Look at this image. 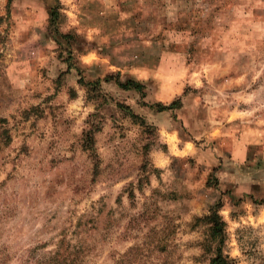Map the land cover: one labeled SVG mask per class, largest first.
Masks as SVG:
<instances>
[{
    "label": "rangeland",
    "instance_id": "rangeland-1",
    "mask_svg": "<svg viewBox=\"0 0 264 264\" xmlns=\"http://www.w3.org/2000/svg\"><path fill=\"white\" fill-rule=\"evenodd\" d=\"M218 204L264 264V0H0V264H209Z\"/></svg>",
    "mask_w": 264,
    "mask_h": 264
},
{
    "label": "trees",
    "instance_id": "trees-1",
    "mask_svg": "<svg viewBox=\"0 0 264 264\" xmlns=\"http://www.w3.org/2000/svg\"><path fill=\"white\" fill-rule=\"evenodd\" d=\"M124 88L136 89L139 92L143 93L144 85L138 82L131 81L128 85H122ZM180 101L174 102L170 107H164L163 110H172L175 108H180ZM176 106V107H175ZM221 204H218L216 207L212 208V211L209 216L205 218L207 225L209 226V232L211 233V245L208 249L210 252H213L214 255L210 259L209 264H233V260L230 259L228 255L224 252L225 241H226V224L220 216ZM58 256H54L50 259L52 264H64Z\"/></svg>",
    "mask_w": 264,
    "mask_h": 264
}]
</instances>
